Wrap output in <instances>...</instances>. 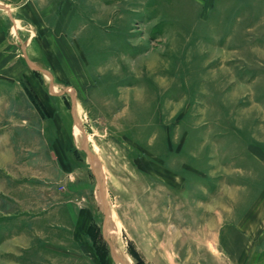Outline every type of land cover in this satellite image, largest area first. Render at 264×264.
<instances>
[{
    "label": "rangeland",
    "instance_id": "374dc122",
    "mask_svg": "<svg viewBox=\"0 0 264 264\" xmlns=\"http://www.w3.org/2000/svg\"><path fill=\"white\" fill-rule=\"evenodd\" d=\"M71 5L63 79L0 82V264H258L264 0Z\"/></svg>",
    "mask_w": 264,
    "mask_h": 264
},
{
    "label": "crops",
    "instance_id": "0c3cea01",
    "mask_svg": "<svg viewBox=\"0 0 264 264\" xmlns=\"http://www.w3.org/2000/svg\"><path fill=\"white\" fill-rule=\"evenodd\" d=\"M72 2L73 0H19L16 4H8L7 7L9 8L7 9H0L1 83H5L9 88L16 89L17 91L21 90V83L23 82L40 81L38 74L42 75L41 68L47 70V79L52 85L63 79L59 74L58 62L56 61V63L51 57L58 58L54 52L58 46L64 49V56L62 57H68L67 53L69 56H72L76 49V41L72 43L68 37H65V34L72 33V21L78 14L75 7L70 11L69 6L72 7ZM63 4L64 6H62ZM62 34L64 35L61 41H59L58 39ZM46 57L49 59H45ZM34 129L39 131L38 137L42 139L43 123H35ZM65 135L69 139V147L73 146V133ZM56 140L53 145L58 150L60 143ZM67 150L63 151L64 154H59L63 162L67 158ZM261 153L262 156L259 155L258 158L260 162L264 163V152ZM59 155L57 153V160L60 157ZM263 200L264 196L256 205L257 209L254 206L246 213V231L244 230L241 234L234 232L232 236L231 234L226 235L227 241L247 243L250 240L251 223L255 219L257 211L262 208L261 202ZM85 233H87V229ZM263 237V234H258L257 240L262 241ZM222 240V237L216 239V241ZM235 251L237 252V250ZM227 252L230 253L229 250ZM231 255L229 257H240V253ZM257 255L260 256L258 264H264V253L246 250V258L250 259L251 256Z\"/></svg>",
    "mask_w": 264,
    "mask_h": 264
},
{
    "label": "bare ground",
    "instance_id": "6f19581e",
    "mask_svg": "<svg viewBox=\"0 0 264 264\" xmlns=\"http://www.w3.org/2000/svg\"><path fill=\"white\" fill-rule=\"evenodd\" d=\"M75 59V58H74ZM50 79V78H49ZM49 81V80H48ZM51 93L52 94H56V89H55V87L53 86L52 88H51ZM80 133V130L79 129H76V131H75V138H78L80 135H79V133ZM102 192V191H101ZM102 203V202H101ZM103 231V230H102ZM105 233H106V235L107 236H112V235H115L114 234V230L113 229H111V227H108V226H106V229H105ZM105 236V235H104ZM118 247V246H117ZM114 248V247H113ZM118 249V248H117ZM114 253V252H113ZM115 258H114V261H115V264H130L129 263V260L127 259V258H125L123 255H121L120 254V252H119V250H116L115 251Z\"/></svg>",
    "mask_w": 264,
    "mask_h": 264
},
{
    "label": "trees",
    "instance_id": "16d2710c",
    "mask_svg": "<svg viewBox=\"0 0 264 264\" xmlns=\"http://www.w3.org/2000/svg\"><path fill=\"white\" fill-rule=\"evenodd\" d=\"M91 231V229L88 230V233Z\"/></svg>",
    "mask_w": 264,
    "mask_h": 264
}]
</instances>
